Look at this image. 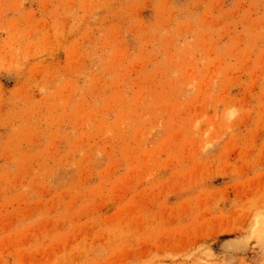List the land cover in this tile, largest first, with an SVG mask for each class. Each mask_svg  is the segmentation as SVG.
<instances>
[{"label": "rangeland", "instance_id": "rangeland-1", "mask_svg": "<svg viewBox=\"0 0 264 264\" xmlns=\"http://www.w3.org/2000/svg\"><path fill=\"white\" fill-rule=\"evenodd\" d=\"M264 0H0V264H264Z\"/></svg>", "mask_w": 264, "mask_h": 264}, {"label": "bare ground", "instance_id": "bare-ground-1", "mask_svg": "<svg viewBox=\"0 0 264 264\" xmlns=\"http://www.w3.org/2000/svg\"><path fill=\"white\" fill-rule=\"evenodd\" d=\"M259 223V229L262 230L261 232H264V218H262L261 220L259 219L258 221Z\"/></svg>", "mask_w": 264, "mask_h": 264}]
</instances>
